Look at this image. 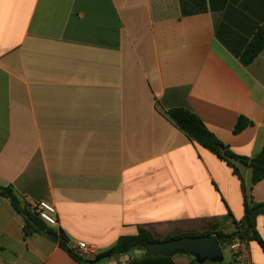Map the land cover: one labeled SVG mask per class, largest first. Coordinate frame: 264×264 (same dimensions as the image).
I'll use <instances>...</instances> for the list:
<instances>
[{
	"label": "crops",
	"instance_id": "1",
	"mask_svg": "<svg viewBox=\"0 0 264 264\" xmlns=\"http://www.w3.org/2000/svg\"><path fill=\"white\" fill-rule=\"evenodd\" d=\"M181 4H183L182 11ZM264 0H0V187L95 254L145 229L155 240L220 230L243 217L250 185L164 112L187 109L237 155L264 145ZM241 117L248 124L233 129ZM0 197V264H78L50 237L24 235ZM264 240V216L256 219ZM224 264H264L254 241ZM127 257L120 258V262ZM174 264L191 257L174 255ZM107 264H116L108 262Z\"/></svg>",
	"mask_w": 264,
	"mask_h": 264
},
{
	"label": "trees",
	"instance_id": "2",
	"mask_svg": "<svg viewBox=\"0 0 264 264\" xmlns=\"http://www.w3.org/2000/svg\"><path fill=\"white\" fill-rule=\"evenodd\" d=\"M181 8L182 11H184L183 4H181ZM262 49H264V28H259L256 33H254L240 56V62L242 65L246 66L250 64ZM164 115L189 140L195 142L198 146L225 162L238 177L239 173L235 163L248 168L251 174V186L264 181V145H262L260 151L252 158L240 156L222 144L211 132L208 131L200 119L191 111L175 108L165 111ZM247 124V121L239 117L235 123L233 132H241ZM242 193L243 217L238 223L234 222V230L230 234H224L222 231L214 229L202 233L176 234L166 236L162 240H155L150 232L139 228L135 235L121 236L109 249L98 252L91 258H84L79 255L77 250L70 246L69 239L61 231L56 232L42 222L28 206L20 201L10 187H0V197L7 199L12 211L22 218L24 222V235L38 233L46 237H55L57 239L58 247L65 251L69 257L78 264H102L107 261L112 262L114 261L115 256H118V259L127 257L126 261L123 263L119 261L116 264H174L170 257H152L147 255L144 252V248L151 243L169 241L182 237L214 236L222 251L226 249V247L228 248L235 240H239L242 243L246 241H254L258 244L262 252H264V240L261 239L256 229L257 217L264 216V202L254 203L243 186ZM136 251H142V257H134ZM127 253H130L129 256H127ZM191 264L197 263L191 258ZM203 264L212 263L205 262ZM221 264L224 263L222 262Z\"/></svg>",
	"mask_w": 264,
	"mask_h": 264
},
{
	"label": "water",
	"instance_id": "3",
	"mask_svg": "<svg viewBox=\"0 0 264 264\" xmlns=\"http://www.w3.org/2000/svg\"><path fill=\"white\" fill-rule=\"evenodd\" d=\"M53 242L55 237H50ZM144 252L152 257L174 255L190 256L197 264L209 262L221 264L223 262L222 250L214 236L182 237L169 241L151 243L145 246ZM130 253H127L129 256ZM119 257H114V262H119Z\"/></svg>",
	"mask_w": 264,
	"mask_h": 264
},
{
	"label": "built area",
	"instance_id": "4",
	"mask_svg": "<svg viewBox=\"0 0 264 264\" xmlns=\"http://www.w3.org/2000/svg\"><path fill=\"white\" fill-rule=\"evenodd\" d=\"M30 209L46 225L54 226L56 224L55 209L52 204L41 201V202H38L34 207ZM228 250L234 256H238L241 254L243 250V243L239 240H235L229 245ZM77 252L79 253L80 256L84 258H91L92 256L95 255L94 248L91 246H88L85 243L77 244Z\"/></svg>",
	"mask_w": 264,
	"mask_h": 264
},
{
	"label": "rangeland",
	"instance_id": "5",
	"mask_svg": "<svg viewBox=\"0 0 264 264\" xmlns=\"http://www.w3.org/2000/svg\"><path fill=\"white\" fill-rule=\"evenodd\" d=\"M142 255H143V252L142 251H136L135 254H134V257L140 258V257H142ZM223 257H224V262H228L230 260V254H229V252L228 251H224L223 252ZM107 263H108V261L105 262V263H102V264H107Z\"/></svg>",
	"mask_w": 264,
	"mask_h": 264
}]
</instances>
